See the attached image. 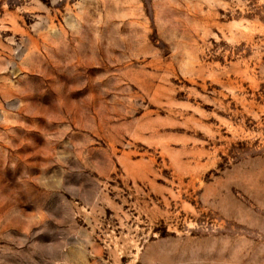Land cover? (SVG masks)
I'll use <instances>...</instances> for the list:
<instances>
[{
    "label": "rangeland",
    "instance_id": "1",
    "mask_svg": "<svg viewBox=\"0 0 264 264\" xmlns=\"http://www.w3.org/2000/svg\"><path fill=\"white\" fill-rule=\"evenodd\" d=\"M0 264H264V0H0Z\"/></svg>",
    "mask_w": 264,
    "mask_h": 264
}]
</instances>
